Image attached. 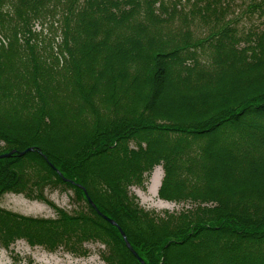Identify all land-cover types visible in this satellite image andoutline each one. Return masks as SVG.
<instances>
[{
	"label": "trees",
	"instance_id": "1",
	"mask_svg": "<svg viewBox=\"0 0 264 264\" xmlns=\"http://www.w3.org/2000/svg\"><path fill=\"white\" fill-rule=\"evenodd\" d=\"M229 10V0H0V153L33 147L0 158V195L56 211L0 208V243L82 255L100 241L104 264H264V28L239 29ZM254 11L264 0L243 10ZM157 164L159 198L194 205L157 214L139 203L129 187ZM45 183L72 188L86 209L55 206Z\"/></svg>",
	"mask_w": 264,
	"mask_h": 264
},
{
	"label": "rangeland",
	"instance_id": "2",
	"mask_svg": "<svg viewBox=\"0 0 264 264\" xmlns=\"http://www.w3.org/2000/svg\"><path fill=\"white\" fill-rule=\"evenodd\" d=\"M169 1V0H168ZM172 1V0H170ZM252 0H229L231 10L228 11L227 17L237 16L236 26L239 29L248 30L264 28V13L254 11L252 14L243 12L247 3ZM234 23V24H235ZM57 38V37H56ZM55 38V39H56ZM55 45V42H49ZM1 143H3L1 141ZM137 140L133 137L130 139L129 146L137 147ZM144 142L142 145L144 146ZM144 177L146 172H144ZM159 176L158 186L153 183ZM163 177L162 165L157 164L153 167L150 176L138 185L135 183L129 187L130 193L136 195L139 203L146 209L154 210L157 214H163L164 211L178 213L180 210L190 207L193 201L190 199L167 201L158 196V189ZM45 197L55 206L66 210L68 213L77 211L80 206H84L83 199L80 200L78 195L70 187L64 185H52L45 183L43 188ZM79 198V199H78ZM0 208L8 209L13 212L31 216L52 218L56 216V211L46 200L29 198L25 192H5L0 195ZM73 212V213H74ZM87 248L86 254H75L58 246L54 250H49L43 245H30L24 237H16L8 245L0 243V264H104V260L100 256V251L104 248L100 241L88 240L85 243ZM195 258L185 256L180 264H194Z\"/></svg>",
	"mask_w": 264,
	"mask_h": 264
},
{
	"label": "water",
	"instance_id": "3",
	"mask_svg": "<svg viewBox=\"0 0 264 264\" xmlns=\"http://www.w3.org/2000/svg\"><path fill=\"white\" fill-rule=\"evenodd\" d=\"M32 149H33V147H27V148H25L24 150H22V151H17V152L15 151V149H12V150L9 151V152H3V153H0V158L8 157V156L12 155L13 153H17L18 155H22V154H24L26 151H29V150H32ZM60 175H61V174H60ZM64 180H67V181H70V182L73 183V181L70 180V179L64 178ZM78 185H79L80 188L83 189V191H84V193H85V195H86V197H87L88 202H89V203H90V204L96 209V211H97L100 215L103 216V218H105L109 223H111L112 225H114V226H116V227L118 228V230H119V232H120V234H121V236H122V238H123V240H124L126 246L128 247V249H129V250H130V251L136 256V258H137L141 263H144L143 259L137 254V252L135 251V249H133V247L131 246L130 242H129L128 239H127V236H126L125 232H124V231L122 230V228L117 224V222H116L114 219L109 218L108 216H106L105 214H103V213H102V212L96 207V205L94 204V202L92 201V199L88 196V194H87L85 188H84L82 185H80V184H78Z\"/></svg>",
	"mask_w": 264,
	"mask_h": 264
},
{
	"label": "bare ground",
	"instance_id": "4",
	"mask_svg": "<svg viewBox=\"0 0 264 264\" xmlns=\"http://www.w3.org/2000/svg\"><path fill=\"white\" fill-rule=\"evenodd\" d=\"M158 184H159V176L156 177V180H155V182L153 183V185L157 187Z\"/></svg>",
	"mask_w": 264,
	"mask_h": 264
}]
</instances>
